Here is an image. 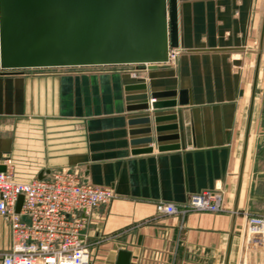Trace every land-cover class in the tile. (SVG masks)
<instances>
[{"label": "crops", "instance_id": "1", "mask_svg": "<svg viewBox=\"0 0 264 264\" xmlns=\"http://www.w3.org/2000/svg\"><path fill=\"white\" fill-rule=\"evenodd\" d=\"M263 9L264 0H177L173 63L3 69L0 170L30 182L78 168L90 183L113 188L114 198L86 218L91 264H115L120 249L130 252L129 264H236L242 213H258L252 193H264V174L254 181V166L264 173V159H255L264 130L257 109L264 46L244 150ZM132 72L145 78V90L127 89L139 81ZM144 91L148 102L149 93L175 91L156 98L175 104L129 109L144 100L126 97ZM145 116L150 122L130 123ZM172 123L177 129L155 131ZM143 127L151 131L131 133ZM174 133L178 138L155 139ZM145 136L153 141L132 143ZM161 144L179 147L160 151ZM206 189L222 191L224 211L156 212L158 201L181 205ZM10 240L0 216V251Z\"/></svg>", "mask_w": 264, "mask_h": 264}, {"label": "water", "instance_id": "2", "mask_svg": "<svg viewBox=\"0 0 264 264\" xmlns=\"http://www.w3.org/2000/svg\"><path fill=\"white\" fill-rule=\"evenodd\" d=\"M264 43V9L258 40L257 61L251 89L248 125L253 107L259 63ZM178 47L177 0H0V68L71 67L87 65L153 64L167 61L168 47ZM128 90H145L140 80ZM175 91L149 93L151 107L174 105ZM148 93L128 95L127 100H144L129 109H149ZM181 104L185 101H180ZM174 114L154 116L155 122L175 119ZM151 117L130 123H148ZM177 129V123L156 125L155 131ZM151 127L134 129L147 133ZM178 134L157 135L156 141L176 139ZM152 136L132 139L133 144L150 143ZM161 144L158 150L178 148ZM151 151L152 148L143 149ZM40 179V177H39ZM19 195L16 211L21 207ZM235 212V211H234ZM130 252L120 249L115 264H129Z\"/></svg>", "mask_w": 264, "mask_h": 264}, {"label": "built area", "instance_id": "3", "mask_svg": "<svg viewBox=\"0 0 264 264\" xmlns=\"http://www.w3.org/2000/svg\"><path fill=\"white\" fill-rule=\"evenodd\" d=\"M179 52V47L169 46L163 63H173ZM260 73L264 89V59ZM132 74L145 81L143 76ZM154 100L149 99V108ZM19 195L23 199L17 212ZM114 196L112 187L90 183L78 168L60 169L48 178L30 182L16 181L9 171L0 170V216L9 225L11 239L0 253V264H91V247L85 241L86 218ZM155 209L161 215L180 217L191 211L219 213L224 211L223 193L206 189L190 193L181 205L158 201ZM242 215L236 264H264V213L244 211Z\"/></svg>", "mask_w": 264, "mask_h": 264}, {"label": "rangeland", "instance_id": "4", "mask_svg": "<svg viewBox=\"0 0 264 264\" xmlns=\"http://www.w3.org/2000/svg\"><path fill=\"white\" fill-rule=\"evenodd\" d=\"M264 46V45H263ZM3 69L0 68V72L2 71ZM9 70V69H8ZM263 106V105H262ZM262 106H257V109H262ZM253 137V141H255L256 139L254 138L255 136H252ZM255 139V140H254ZM257 142V141H256ZM254 143V142H253ZM256 158L255 159H258L259 162L264 159V132L263 134L261 135V137H259V144L257 146V153H256ZM254 169H255V173H254V181L256 180L257 182L256 183H260L259 179H261L262 175L264 174L263 172H260V173H257V169L260 171L262 169V167L260 166H254ZM258 179V180H257ZM259 181V182H258ZM256 185V184H255ZM264 185V184H263ZM263 187V186H261ZM255 193H252L253 194V198H252V203L256 206L257 208V212L258 213H264V193H257V188H255ZM3 250H1L0 252H2Z\"/></svg>", "mask_w": 264, "mask_h": 264}]
</instances>
